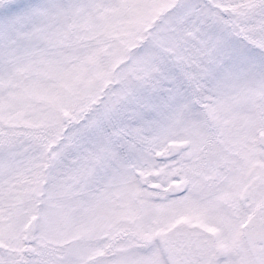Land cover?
<instances>
[{"label": "snow or ice", "instance_id": "1", "mask_svg": "<svg viewBox=\"0 0 264 264\" xmlns=\"http://www.w3.org/2000/svg\"><path fill=\"white\" fill-rule=\"evenodd\" d=\"M0 264H264V0H0Z\"/></svg>", "mask_w": 264, "mask_h": 264}]
</instances>
